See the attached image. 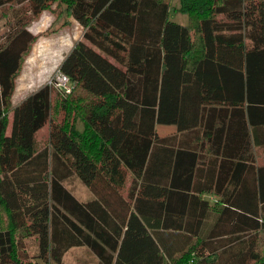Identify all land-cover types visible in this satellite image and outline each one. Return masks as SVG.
<instances>
[{"label":"trees","instance_id":"1","mask_svg":"<svg viewBox=\"0 0 264 264\" xmlns=\"http://www.w3.org/2000/svg\"><path fill=\"white\" fill-rule=\"evenodd\" d=\"M54 3L64 25L72 17L84 29L61 69L71 90H33L12 105L6 134L36 39L27 24ZM4 6L16 10L0 34V264H71L72 249L86 255L73 264H264V163L254 153L264 145V0H179L186 24L170 19L168 0ZM72 177L87 198L68 188Z\"/></svg>","mask_w":264,"mask_h":264},{"label":"rangeland","instance_id":"2","mask_svg":"<svg viewBox=\"0 0 264 264\" xmlns=\"http://www.w3.org/2000/svg\"><path fill=\"white\" fill-rule=\"evenodd\" d=\"M169 4H170V19L177 22V23H181V24H186L187 22L189 23V17L184 14L181 13L179 11H174V9L176 7H179V0H168ZM13 9L16 10V8H6V6L0 8V34L4 33L7 30V23L10 20V16H12V11ZM47 11L50 15L55 17V22L52 25V27L50 29H48L47 32L42 33V36L45 38H55L58 37L62 34H70L69 35V43H73L75 42V40L77 39V36H79L81 29L77 27V24H73L72 26L66 27L65 30H63V26H64V21L66 19V13L64 10V6L61 4H52L50 8L44 10ZM40 18V15L35 17L33 20H31L28 24L30 25L33 21H38ZM66 25V24H65ZM36 40V39H35ZM35 43V41L32 43V45L30 46L28 52L24 55V58L26 57V55L31 51L33 44ZM24 58L21 64V67L15 77V87H14V91H13V95L10 99V107H9V112H8V128H7V133L6 134H10L11 131V124H12V112H11V107L12 105L14 106L15 104H17L21 98H23L24 95H27L29 93H31L33 90H31L30 88H28L27 86H25V82L27 81V79L24 77L23 73H22V66H23V62H24ZM30 85H31V81H30ZM31 87V86H30ZM53 94H52V102H53V115L56 119H61L64 115V108L62 107V101L64 99V97H62L58 92H56V89L53 88ZM77 95L74 96L77 97L79 95H84L82 93L81 90L77 89L76 90ZM72 99V102L76 105V99ZM69 99V98H68ZM70 100V101H71ZM161 108V97H159L158 100V105H157V113H159V111L161 112V110H159ZM76 115H78V109L76 106H73V109L71 111V115L70 118H72V120L76 121V127L78 130L82 129V124H80L78 118H75ZM159 114L157 115V120H156V130L158 132L159 135H161V129L159 128L160 126L159 124ZM90 136H86V147H89V151L91 154L97 156L98 155V151H97V146L96 144H94V140L91 141L92 144H90ZM47 142V128L44 127L43 129H41L37 134H36V148H41L43 147ZM254 153H256L257 157L259 158L260 161H264V147L262 148H255L254 149ZM130 179L131 176L130 174L127 175L125 182L122 186V193L124 195L127 194L128 191V187L130 184ZM67 186L68 188L78 197L81 199H85L87 198L90 194L87 191V189L85 188V186L76 178V177H72L70 179L67 180ZM0 222L3 223V225L7 224V215L6 212L4 211L3 208L0 207ZM27 243V247H28V251L30 253L33 252V250L35 249L34 246L32 245L33 242L31 239L26 240ZM86 255L85 252L82 249H72L70 250L64 260L70 262L71 264L75 263V261L77 262L78 259H85Z\"/></svg>","mask_w":264,"mask_h":264},{"label":"clouds","instance_id":"3","mask_svg":"<svg viewBox=\"0 0 264 264\" xmlns=\"http://www.w3.org/2000/svg\"><path fill=\"white\" fill-rule=\"evenodd\" d=\"M54 22V16L47 11H42L39 20L33 21L26 29L36 37L35 43L24 58L22 66L24 77L31 81L30 86L34 88L33 95L46 86L54 85L57 82V76L63 75L61 71L63 63L74 50L75 43L84 34L83 26L77 22V27L81 31L76 42L69 43L70 34H62L51 39L43 37L42 33L47 32Z\"/></svg>","mask_w":264,"mask_h":264},{"label":"built area","instance_id":"4","mask_svg":"<svg viewBox=\"0 0 264 264\" xmlns=\"http://www.w3.org/2000/svg\"><path fill=\"white\" fill-rule=\"evenodd\" d=\"M58 90L69 92L71 90V83L67 75L63 73V75L57 76V82L52 85Z\"/></svg>","mask_w":264,"mask_h":264},{"label":"crops","instance_id":"5","mask_svg":"<svg viewBox=\"0 0 264 264\" xmlns=\"http://www.w3.org/2000/svg\"><path fill=\"white\" fill-rule=\"evenodd\" d=\"M69 19H70V22H69L68 24H66V25L63 26V27H64L63 30H65L66 27L72 26L73 24H77V22H76L72 17H70ZM78 24H79V23H78ZM78 37H79V36H77V38H78ZM80 39H81V38H79V40H80ZM76 41H77V39L75 40V42H76ZM28 84H29V85H28ZM27 85H28V86H27ZM25 86H27V87L30 88L31 90L34 89L33 87H30V81H29V80H27V81L25 82ZM27 95H28V94H27ZM27 95H24L23 98H24L25 96H27ZM23 98H21V100H22ZM262 147H264V145L255 146L254 149H255V148H262ZM255 158H256V160H257V162H258L259 164L264 163V161H260V160H259V158L257 157L256 153H255ZM204 197H208L209 199L212 200V196H211V195L206 194Z\"/></svg>","mask_w":264,"mask_h":264}]
</instances>
